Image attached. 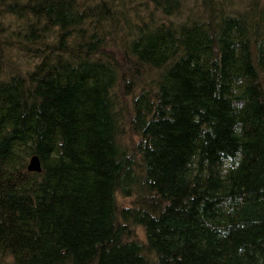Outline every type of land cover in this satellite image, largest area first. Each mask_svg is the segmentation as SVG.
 Here are the masks:
<instances>
[{
	"label": "trees",
	"instance_id": "trees-1",
	"mask_svg": "<svg viewBox=\"0 0 264 264\" xmlns=\"http://www.w3.org/2000/svg\"><path fill=\"white\" fill-rule=\"evenodd\" d=\"M0 264H264V0H0Z\"/></svg>",
	"mask_w": 264,
	"mask_h": 264
},
{
	"label": "water",
	"instance_id": "water-1",
	"mask_svg": "<svg viewBox=\"0 0 264 264\" xmlns=\"http://www.w3.org/2000/svg\"><path fill=\"white\" fill-rule=\"evenodd\" d=\"M28 167L30 169H33V170H38L40 169V162H39V159H37L36 156H31L30 157V161H29V164H28Z\"/></svg>",
	"mask_w": 264,
	"mask_h": 264
}]
</instances>
